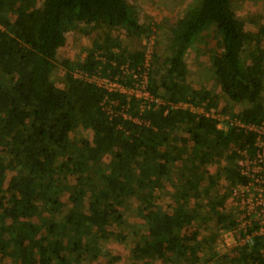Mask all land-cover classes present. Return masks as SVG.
I'll return each instance as SVG.
<instances>
[{"label": "trees", "instance_id": "trees-1", "mask_svg": "<svg viewBox=\"0 0 264 264\" xmlns=\"http://www.w3.org/2000/svg\"><path fill=\"white\" fill-rule=\"evenodd\" d=\"M153 28L127 0H0V264L8 257L16 264H87L109 238V221L118 222L136 194L147 226L133 248L135 259L210 261L201 252L218 233L199 239L191 200L207 199L217 232L235 228L225 203L229 186L248 180L237 162L242 150L255 154L253 133L219 129L216 120L188 109L166 113L167 105L141 112L139 101L76 76L80 70L131 84L121 70L144 69L146 50H129L113 32L150 38ZM69 32L93 40L84 58L61 59L59 87L53 74ZM205 34L215 39L214 76L231 104L219 107L216 97L188 81L185 54ZM171 35L164 56L151 52L148 88L154 95L167 103L207 101L243 122L264 121V25L248 31L231 0H196ZM107 95L128 106L130 118H111L103 107ZM234 104L242 108L234 111ZM79 126L92 130V139L72 136ZM222 158L219 170L210 172L208 165ZM172 175L179 180L173 197L179 204L158 210L156 191ZM221 180L227 188L212 196ZM65 192L69 211L58 219ZM225 258L227 264H264V238Z\"/></svg>", "mask_w": 264, "mask_h": 264}, {"label": "rangeland", "instance_id": "rangeland-1", "mask_svg": "<svg viewBox=\"0 0 264 264\" xmlns=\"http://www.w3.org/2000/svg\"><path fill=\"white\" fill-rule=\"evenodd\" d=\"M41 5L43 0H37ZM133 7L138 10L140 19L144 23L153 24V30H156L154 35L149 37H133L128 38L120 31L113 32V37L120 38L122 45L133 51L136 49H145L146 53L158 51L159 54L165 55V50L172 37L171 28L178 19L185 16L186 12L193 6L196 0H127ZM232 7L237 16L245 22V27L248 31H256L259 26L264 25V0H231ZM92 36H85L79 32H69L67 34L66 44L58 52L59 67L53 74V79L59 87H62L63 68L60 67L61 59H70L75 61L85 56V49L90 47ZM264 45V39H263ZM215 47V39L208 34L198 38L194 45L185 54V61L189 68L188 81L193 88L199 90L203 95L216 97L218 105L224 106L231 104L229 97L222 91L219 86L212 67L210 57L211 50ZM242 108L240 104H234V111H239ZM223 113V112H222ZM228 126L223 124V129ZM72 136L78 138L92 139V130L85 129L79 126ZM107 164L112 162L110 156L105 159ZM225 162L224 158L220 163L214 162L209 164L208 170L212 173L217 172L220 166ZM12 172L9 173V175ZM179 180L177 175H172L170 180L164 181L163 186L157 192L156 207L161 211H173L179 204L175 201L174 194L177 191ZM227 188L226 184L221 180L218 181L211 190L212 196L219 195ZM70 194L65 192L62 194L64 208L57 218L62 219V216L69 211ZM138 194L134 195L130 201L121 209L123 216L118 222L110 220L107 226L109 233L108 239H102L100 247L102 251L97 257L89 256L87 264H184L183 261L164 263L159 259H154L147 256H140L135 259L133 256V248L141 236L146 233L147 222L143 217L147 210H143ZM174 197V198H173ZM86 203V202H85ZM190 205L197 211L198 219L195 222V228L200 229L199 239L212 233H218V240L215 243H207L202 256L210 257L207 264H227L226 256L230 257L236 248L229 247L223 242L220 232L215 228V217L209 214L207 207L208 201L203 198L196 203L194 200L189 202ZM227 203H225L226 206ZM5 264H16V261L8 257Z\"/></svg>", "mask_w": 264, "mask_h": 264}, {"label": "built area", "instance_id": "built-area-1", "mask_svg": "<svg viewBox=\"0 0 264 264\" xmlns=\"http://www.w3.org/2000/svg\"><path fill=\"white\" fill-rule=\"evenodd\" d=\"M151 52L146 54L144 69L129 68L128 66L122 68L121 73L128 79H132L129 85L124 84L123 77L119 76L115 78L101 75L90 76L80 70L76 72V76L95 82L108 93L125 94L127 101L131 99L139 101L141 112L167 105L166 113L170 109H188L199 116L216 120L219 129L224 130L223 124H225L228 126L226 130L236 127L246 133H253L255 135V154L252 156L247 150H242L237 162L238 170L248 180L246 183L229 186V196L226 202L227 209L235 215L236 226L233 229L220 230L221 240L229 247L251 249L257 238H264V121L259 123L243 122L214 107H208L207 101L198 105L189 101L167 103L161 97L154 95L148 88L149 72L147 67L150 64ZM103 107L111 118L119 116L124 119L130 118L127 112L128 106L123 104L119 106V100L110 99L109 95L105 97ZM134 121L149 125L148 122L140 118L134 119Z\"/></svg>", "mask_w": 264, "mask_h": 264}]
</instances>
